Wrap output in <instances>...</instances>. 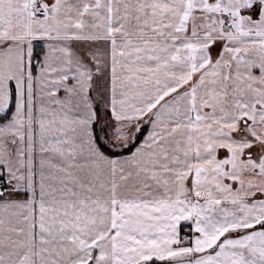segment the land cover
Returning a JSON list of instances; mask_svg holds the SVG:
<instances>
[{
  "label": "snow or ice",
  "instance_id": "snow-or-ice-1",
  "mask_svg": "<svg viewBox=\"0 0 264 264\" xmlns=\"http://www.w3.org/2000/svg\"><path fill=\"white\" fill-rule=\"evenodd\" d=\"M0 264H264V0H0Z\"/></svg>",
  "mask_w": 264,
  "mask_h": 264
}]
</instances>
